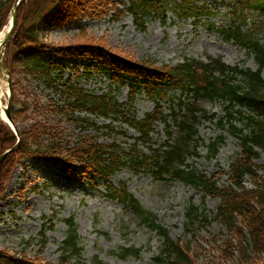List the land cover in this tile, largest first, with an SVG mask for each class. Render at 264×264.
I'll list each match as a JSON object with an SVG mask.
<instances>
[{
    "label": "trees",
    "instance_id": "trees-1",
    "mask_svg": "<svg viewBox=\"0 0 264 264\" xmlns=\"http://www.w3.org/2000/svg\"><path fill=\"white\" fill-rule=\"evenodd\" d=\"M11 2L0 0V29L6 23ZM214 4L222 7L226 21L212 22L207 27H214L223 40L237 45L247 56L251 55L255 69L228 65L219 57H208L204 61L184 57L172 65L155 64L150 58L134 59L121 49L109 47L102 36H88L85 26L80 23L84 18L108 16L110 20H117L123 14H129L136 26L143 29L146 19L158 17L163 23L166 12L170 11L176 20L190 19L195 24L206 21ZM66 24L77 29L72 41L56 43L39 35L41 26L48 30ZM5 55L11 73L19 71L24 77L39 78L49 89L57 90V86H61L58 90L61 102L42 107L33 100V111L47 108L54 113H63L66 118H59L54 125L35 120L18 127L17 146L0 160V199L16 163L22 164L29 158L51 161L60 168L63 165L67 174L77 166L89 184L100 183L109 198L128 208L140 228L153 231L161 238V246L152 256L155 264H193L194 256L188 242L170 238L156 222L155 215L137 201L124 182L117 185L109 182V177L121 168L143 171L160 181L177 179L197 188L202 197L218 200L210 216L203 212L198 214L196 207L188 203L184 210L185 229H191L194 219L205 224L216 222L227 236L220 245V258L235 257L243 264L264 263V160L255 161L264 154V77L261 75L264 68V0H21L16 7L15 24ZM54 55L77 57L85 69L92 66L112 81L129 79V99L133 98V91L139 84L153 102V108L136 118L127 113L126 102H117L113 98L110 88L107 92L93 93L72 84L69 79L62 80L60 74H52L55 70L60 73L63 67L52 60ZM162 83L187 94L191 100L170 99V111L164 113L160 102L168 94ZM18 94L23 98L20 99ZM27 96L26 91L12 94V102L18 104L10 108L14 124L28 119ZM202 98L221 104L223 114L217 116L200 107L197 100ZM82 110L97 117L111 116L137 134L127 148L118 145L114 139L101 141L97 135L82 131L90 125L96 133L101 127L110 130V124H93L88 118H73V111ZM199 118H216V126L221 132L235 139L238 150L230 157L227 168L220 170L226 177L224 183H218V171L207 175L185 163L186 155L192 151L188 143L196 139L195 123ZM61 120L79 125L80 134L75 140L63 134L59 127ZM157 123L166 127L165 139L157 146H151V132ZM119 133L125 134V129ZM225 135L218 134L207 142V157L215 155ZM15 139L13 132L0 120V153ZM64 224L63 237L56 246L55 263L39 257L45 244V229L52 227H44L42 223L36 237L22 239L18 249L11 253L0 249V264H70L72 261L84 264L76 224L71 216L64 218ZM29 244L36 246L30 257L24 251ZM139 251L140 247L127 245L118 246L109 253L124 258L136 257ZM89 262L107 264L96 254Z\"/></svg>",
    "mask_w": 264,
    "mask_h": 264
},
{
    "label": "rangeland",
    "instance_id": "rangeland-1",
    "mask_svg": "<svg viewBox=\"0 0 264 264\" xmlns=\"http://www.w3.org/2000/svg\"><path fill=\"white\" fill-rule=\"evenodd\" d=\"M225 15L222 7L214 4L206 21L195 24L190 19L176 20L170 11L166 12L163 23L158 17L146 19L143 29L136 26L129 14H123L117 20H110L108 16L100 19L84 18L80 23L85 26L88 36H102L109 47L121 49L134 59L150 58L155 60V64L172 65L184 57L201 61L208 57H219L228 65L238 64L240 67L254 69L255 63L251 55L247 56L243 49L223 40L214 27H207V24L212 22L226 21ZM76 32V27L71 24L48 30H43L42 26L39 28V35L56 43L72 41ZM53 60L59 64L63 60L68 62L61 73L62 79L69 75L73 82L94 92H107L110 88L113 98L117 102H126L127 113L136 118L153 108V102L147 98L145 90L139 84L133 91V98L129 99V79L112 81L107 75L95 72L91 67L85 70L74 59L54 57ZM52 74H59L58 70ZM261 75L264 77V68ZM10 77L12 83L14 80L18 81L17 87L14 90L12 88V94L14 91H26L29 96L28 119L18 122L17 127H23L33 120H43L49 125L58 122L59 114L47 108L33 111L32 102L37 100V104L41 106L46 105L49 100L51 103L56 102L59 99L60 87L57 90L47 89L39 80L24 77L19 71L12 72ZM161 86L166 88L168 94L166 99L160 102L161 110L166 114L171 108L170 99L191 100L187 94L167 84L162 83ZM6 92V81L0 77L1 104L6 102ZM18 96L23 98L22 95ZM197 104L217 116L223 114L221 104L216 101L202 98L197 100ZM14 105L18 106L13 103ZM98 118L95 119L97 124L109 122L111 129L101 128L96 133L93 128L87 129L86 132L97 135L99 140L104 142L114 139L123 148L130 146L132 137L137 134L135 131L127 129L112 117ZM59 127L62 128L63 134L76 139L78 128L73 122L61 120ZM122 128L125 129V134L119 133ZM165 128L162 123L154 126L151 132V146H157L165 139ZM195 129L196 139L188 143V148L192 151L186 155L185 163L207 175L218 171V183H224L226 177L220 170L227 168L230 157L238 150L235 139L221 132L216 126V118H199ZM173 130L174 134L175 129ZM218 134H224L225 137L217 147L215 155L207 157V142ZM262 160L264 154L255 161ZM61 166L62 168L51 161L29 158L12 167L4 195L0 199V249L11 253L22 245V239L35 238L42 223L44 227L52 225L51 228L45 229V244L39 257L43 261L55 263L58 255L56 246L65 230L64 218L71 216L83 248L84 264H90L89 260L93 254L107 264H155L152 256L157 254L161 238L153 231L140 228L135 215L131 214L128 208L109 198L100 183L94 186L89 184L87 179L81 176L77 166H73L71 174H67L63 165ZM120 181L125 183L126 189L145 209L155 215L156 222L163 226L170 238H179L182 242L189 243L190 253L194 256L193 264H243L235 257L220 258V245L227 236L222 233L224 230L218 223L209 221L205 224L194 219L189 227L191 229H185V206L189 203L196 207L198 214L203 212L210 216L218 203L216 198L202 197L197 188L180 180L160 181L152 178L149 173L133 172L128 168H121L109 177V182L113 185ZM127 245L140 247L139 255L119 258L109 253V250ZM35 248L34 244H29L24 251L30 257ZM70 264L79 263L72 261Z\"/></svg>",
    "mask_w": 264,
    "mask_h": 264
},
{
    "label": "water",
    "instance_id": "water-1",
    "mask_svg": "<svg viewBox=\"0 0 264 264\" xmlns=\"http://www.w3.org/2000/svg\"><path fill=\"white\" fill-rule=\"evenodd\" d=\"M21 0H12L9 10H8V28L6 33L4 34L3 38L0 40V43L2 44V49H1V56H0V73H4L5 76L4 78L1 76L0 77L3 78L6 81V88H7V99H6V103L3 105L0 103V108H1V113L2 116L1 118L7 123V125L9 126V128L11 129V131L13 132V134L15 135V142L8 148H6L5 150H3L0 153V160L9 152H11L12 150L15 149V147L17 146L18 142H19V137H18V131L16 126L13 124V122L11 121L10 118V114H9V108L11 105V85H10V72H9V68L8 66H4L3 62L5 60V54H4V48L5 45L11 35V31L12 28L14 26V22H15V16H16V7L19 4ZM258 264H264V263H258Z\"/></svg>",
    "mask_w": 264,
    "mask_h": 264
},
{
    "label": "bare ground",
    "instance_id": "bare-ground-1",
    "mask_svg": "<svg viewBox=\"0 0 264 264\" xmlns=\"http://www.w3.org/2000/svg\"><path fill=\"white\" fill-rule=\"evenodd\" d=\"M6 29H7V25H5V28H4L3 31L0 33V40H1V38H2V36H3V34H4V32L6 31ZM1 49H2V44L0 43V56H1ZM74 60H75V62L78 61L79 64H80V61H79V59H78L77 57H74ZM0 74H1V73H0ZM1 76L4 78L3 73L1 74ZM3 78H1V79H3ZM0 116H2L1 110H0Z\"/></svg>",
    "mask_w": 264,
    "mask_h": 264
},
{
    "label": "flooded vegetation",
    "instance_id": "flooded-vegetation-1",
    "mask_svg": "<svg viewBox=\"0 0 264 264\" xmlns=\"http://www.w3.org/2000/svg\"><path fill=\"white\" fill-rule=\"evenodd\" d=\"M18 81L14 80V82L12 83V86H14V89L17 87Z\"/></svg>",
    "mask_w": 264,
    "mask_h": 264
}]
</instances>
